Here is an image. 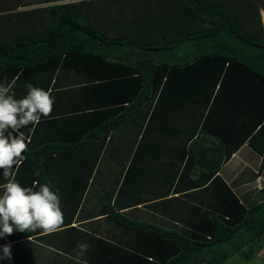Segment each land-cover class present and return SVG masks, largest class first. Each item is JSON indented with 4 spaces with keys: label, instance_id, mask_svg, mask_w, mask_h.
Wrapping results in <instances>:
<instances>
[{
    "label": "trees",
    "instance_id": "trees-1",
    "mask_svg": "<svg viewBox=\"0 0 264 264\" xmlns=\"http://www.w3.org/2000/svg\"><path fill=\"white\" fill-rule=\"evenodd\" d=\"M56 1L0 17L17 29L0 38V82L11 84L17 99L29 83L55 97L47 117L19 129L27 148L14 179L28 168L30 182L55 191L54 181L64 180L65 193L72 187L65 182L79 181L76 197L61 203L62 226L45 233V246L69 264H76L78 243L89 245L81 257L87 264H225L244 245L250 257L264 242V201L246 208L218 172L245 142L264 163V0L50 4ZM159 100L165 109L158 116ZM170 110L178 111L179 122L196 119L194 140L177 148L172 194L178 196L167 194L169 186L147 198L132 195L136 186L125 191L131 162L123 179L103 185L104 195L85 210L96 153L107 149L112 132L132 125L135 141L143 126L146 132L165 125ZM138 151L123 157L140 159ZM192 173L186 189L180 177ZM130 175L142 189L143 174ZM11 178L0 177V184ZM138 205L153 211L160 205L177 225L128 216ZM76 213L86 220L78 227L70 223Z\"/></svg>",
    "mask_w": 264,
    "mask_h": 264
},
{
    "label": "crops",
    "instance_id": "crops-1",
    "mask_svg": "<svg viewBox=\"0 0 264 264\" xmlns=\"http://www.w3.org/2000/svg\"><path fill=\"white\" fill-rule=\"evenodd\" d=\"M45 1L48 0H0V17L7 16V14L14 15L19 11H28L35 8L37 9L49 4L45 3L41 5H35L37 3H44ZM76 1L81 0H60L56 2H50V4ZM8 3H11L13 6H15V8H10ZM260 13L262 15L264 14V11H261ZM16 30L15 24L13 25L10 23V21L0 18V38L4 37L5 35H14ZM171 112L174 113L176 111H169L168 122H166L167 125H162V123L156 124V126L152 128V131L150 132H147V130L145 132L143 126L138 132L136 140L132 145L131 141L134 137L133 127L122 134L121 131H119L118 133L122 135L120 138L121 141L116 142V144L114 143L111 146V155H113L112 162H115V160L121 161L119 158L120 156L127 155L130 150L135 151L137 146L139 150L138 152H140V166L138 167V171L143 174L140 178V182L142 181L144 186L147 183L151 184V186L154 187V193H151L153 195L161 194L162 187L164 190H167L170 187L169 192L167 193L170 195V197L171 195L178 196V194H172L173 189L177 184L179 174L177 172V175L174 176L178 168L176 167L178 159L177 148L182 145V142H191L194 140L196 135L194 132V119L188 117L187 115L185 118H181L182 121L179 122L177 115L172 116L170 114ZM161 119L162 118H160L158 122H161ZM154 130H156V132ZM114 132L115 131H113L111 134L112 140ZM108 140L109 137L106 142H108ZM108 147L109 145H107V149ZM103 150L104 148H102L101 153ZM149 163L154 165L151 166L154 168L152 172L148 171L147 165H149ZM260 164L261 156L249 147L248 142H245L242 146L237 148L235 152L232 153L229 160L220 168L218 172V176L225 182V184L235 194L239 202L246 208L264 201V163L261 167ZM95 166L93 168V173L96 171ZM182 167L183 165L180 166L179 172H181ZM127 168L128 165H125L122 168V171L120 172L121 176L124 175ZM106 169V172L110 175L109 178L103 179L101 182L95 180L91 184L89 183V186L91 187L88 186L87 189L84 190V196L82 199L85 200V202L87 200L85 210L98 203L103 194V185L108 188L111 187L115 181L112 179L115 165L111 163V165H109ZM23 170L25 174L20 175V179L17 181L24 187H37V185H34V181L30 182L29 180L27 173L30 169L24 168ZM55 170L61 171L60 168ZM196 172V174H198V170H196ZM194 175L195 174L192 173V175L189 177H187V175L180 177L183 181L182 185H184L186 189L190 184V180L194 179ZM108 179H110V181ZM172 181L175 182L171 185L170 182ZM59 182L60 181H54L53 186L55 191L58 192L61 203H64L65 197L71 200L76 197V189L78 188L77 182L79 181L76 180V183L65 182L67 184L66 186H72L71 190L66 193L65 187H63L64 180H62L61 183ZM186 191L187 190L184 189L180 195H184L187 193ZM158 201L159 200L157 198L147 203H159ZM158 206L156 207L158 208V211H153L146 209L145 205H138L135 215L141 219H153L155 223L160 225H167V222H169L170 226H174L175 224L177 225L175 219H172L169 215L163 214L162 209L159 211L160 209ZM169 212H171V207H169ZM97 218L100 219L101 216H97ZM84 222H86V220H84V217L81 218V215L79 216L78 213H76L70 220V223L74 227L81 226ZM39 236L42 237L41 241L37 239ZM60 240L62 241V239ZM62 243V246L64 247L66 242ZM4 245L11 246V259L5 258L0 260V264H45V251L52 250L50 247L51 245L45 246V232H43L41 229H37L35 231H25L24 233L14 232L11 236L6 237L2 243L0 240V247H3ZM67 246L69 245L67 244ZM248 248H250L249 245L242 246L236 253L227 259L225 264H264V242L258 245L257 249L250 257H247L244 254L245 252L249 251ZM0 255H3V253L0 252ZM60 264L67 263L61 262Z\"/></svg>",
    "mask_w": 264,
    "mask_h": 264
},
{
    "label": "clouds",
    "instance_id": "clouds-1",
    "mask_svg": "<svg viewBox=\"0 0 264 264\" xmlns=\"http://www.w3.org/2000/svg\"><path fill=\"white\" fill-rule=\"evenodd\" d=\"M25 87L27 94L17 99L12 85L0 82V177H12L0 184V240L14 232L41 229L45 233H53L64 220L58 192L52 190L48 183L34 182L38 187H24L14 179L15 169L25 158L27 148L26 137L19 129L29 124L34 128L42 116L49 115L55 101L50 90L30 83ZM78 248L76 264H87L81 257L89 245L78 243ZM0 252L3 253L0 260L11 259L10 245L0 247Z\"/></svg>",
    "mask_w": 264,
    "mask_h": 264
},
{
    "label": "rangeland",
    "instance_id": "rangeland-1",
    "mask_svg": "<svg viewBox=\"0 0 264 264\" xmlns=\"http://www.w3.org/2000/svg\"><path fill=\"white\" fill-rule=\"evenodd\" d=\"M260 15H261V13H260ZM261 22L264 24V14H262L261 15ZM212 83H210V85H211ZM152 100V99H151ZM149 105V104H148ZM161 105H162V103H161V101L159 100V102H158V104H157V109H156V111H157V115L159 116L161 113H162V109H165V107H163V108H161ZM165 111V110H164ZM171 111V110H170ZM192 112H194V110L192 111ZM177 113H178V111H176V112H171L170 114L172 115V116H176L177 115ZM195 119V118H194ZM196 122V119H195V121L193 122V123H195ZM159 124V123H158ZM177 124V123H176ZM132 127V125H124V126H122L121 128H119L118 130H116L115 132H114V134H113V140H112V142L110 143V145H109V147H108V149H106V145H105V148H104V151L102 152V153H99L98 154V152L96 153V155H97V157H98V161H97V165L95 166V172L93 173V176H95V180H98L99 182H101V181H103V179H107V178H109V174L106 172V168L109 166V165H111V163L112 164H114L115 165V169H114V171H113V176H112V179L113 180H115L114 182H116V181H119V180H122L123 179V176H121L120 177V172L122 171V168L125 166V165H130V163H131V165H132V167H131V169L129 170V176H128V178H127V180H126V184L123 186V189L125 190V191H131L133 188H134V186H136V191L134 192V194H132L134 197H144V198H147V197H150V196H153V194H151V193H154V187L153 186H151V184H146L144 187H141L142 189H139V190H137L138 188H137V184H134V183H136V182H138L137 181V178L138 177H136V179H135V181H129V178H130V174H133L134 173V171H136V169H138V167L140 166V159H139V156L137 155V158L135 159V160H133L132 161V158H131V156H126L125 158L123 157V156H120L121 157V161L120 160H115V162H112V160H113V155H111V149H112V144H116V142H119V141H121V134L122 133H125L126 131H128L130 128ZM150 129L151 128H149L148 127V130H147V132H150ZM223 129V128H222ZM119 131H121V134H119L118 132ZM155 132H156V130H154ZM153 131V132H154ZM167 134V133H166ZM134 143V140L132 139V141H131V145ZM93 149H96V146H94V148ZM133 156V155H132ZM139 159V160H138ZM151 166H154V165H152V164H150L149 163V165H147V167H148V171L149 172H152L153 171V167H151ZM147 171V170H146ZM49 174V173H48ZM109 181H110V179H108ZM142 183V182H141ZM139 187V186H138ZM150 188H152V189H150ZM106 191V190H105ZM164 188L162 187L161 188V192L162 193H164ZM131 192H133V191H131ZM127 193H130V192H127ZM102 195H104V193L102 194ZM84 213H86V211H83ZM136 212L137 211H133V212H131V213H129L128 214V216H130V217H136V219H138V220H145V221H147V222H150V223H153V224H157V223H155V221L153 220V219H141V218H139L137 215H135L136 214ZM140 213H141V211H140ZM142 214V213H141ZM148 220H150V221H148ZM114 225V224H113ZM72 245V244H71ZM74 245H75V243L72 245V247H70V250H71V252L72 251H74V249H73V247H74ZM69 261L70 260H68V259H66L65 257H62V256H60V255H57V254H54V253H52V252H50V251H45V264H60L61 262H64V263H69Z\"/></svg>",
    "mask_w": 264,
    "mask_h": 264
}]
</instances>
